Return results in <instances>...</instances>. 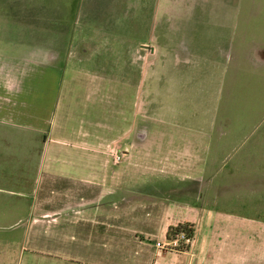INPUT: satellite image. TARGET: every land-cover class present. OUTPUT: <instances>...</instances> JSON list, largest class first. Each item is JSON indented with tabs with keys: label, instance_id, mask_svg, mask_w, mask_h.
I'll use <instances>...</instances> for the list:
<instances>
[{
	"label": "crops",
	"instance_id": "1",
	"mask_svg": "<svg viewBox=\"0 0 264 264\" xmlns=\"http://www.w3.org/2000/svg\"><path fill=\"white\" fill-rule=\"evenodd\" d=\"M122 35L114 73L98 57ZM184 227L189 247L157 246ZM231 228L255 230L251 252ZM8 256L264 264V0H0Z\"/></svg>",
	"mask_w": 264,
	"mask_h": 264
},
{
	"label": "rangeland",
	"instance_id": "2",
	"mask_svg": "<svg viewBox=\"0 0 264 264\" xmlns=\"http://www.w3.org/2000/svg\"><path fill=\"white\" fill-rule=\"evenodd\" d=\"M126 2H121L119 3V5H117V13L118 15L124 16L126 14V12L124 11L125 7H126ZM121 22V21H120ZM125 24V21L123 22ZM126 27L124 26L123 29H125ZM132 40L135 42L137 40L136 37L132 38ZM107 41L110 43V45L112 46V48L115 46L116 47V52L112 51L110 53H101L100 57H98V60H101V63L110 65L112 64L113 68L110 69L109 71H113L115 73V71H126V58H127V54H126V47L129 46L130 42H131V38L130 37H126L124 35L122 36H116V37H112V38H107ZM98 48V47H97ZM101 49H104L105 47H100ZM98 55V54H97ZM97 58V57H95ZM135 58L137 59V61L139 62H152L154 60H156L157 58V53L152 51V50H148V49H140L138 53L135 54ZM117 61L120 63L119 66H117ZM125 63L124 68L120 69V66ZM117 66V67H116ZM104 71V69H103ZM106 72V71H105ZM108 72V70H107ZM122 73V72H120ZM119 73V74H120ZM119 156H122L121 153L118 154ZM255 230L254 229H224V230H219V233H223V235H230V236H245L246 238H249L248 240H251L253 238ZM254 245L253 242L251 240L250 244L247 245V253L251 252L253 249ZM248 255V254H247ZM8 260H10V262L8 264H15V260L13 258V256L9 257L8 256Z\"/></svg>",
	"mask_w": 264,
	"mask_h": 264
},
{
	"label": "built area",
	"instance_id": "3",
	"mask_svg": "<svg viewBox=\"0 0 264 264\" xmlns=\"http://www.w3.org/2000/svg\"><path fill=\"white\" fill-rule=\"evenodd\" d=\"M115 159L117 162L121 160V156L118 154H114ZM193 243L192 237L186 233L185 231H181L175 236L168 238L167 242L165 243H158L157 246L161 249L166 251H180L184 247H189Z\"/></svg>",
	"mask_w": 264,
	"mask_h": 264
},
{
	"label": "trees",
	"instance_id": "4",
	"mask_svg": "<svg viewBox=\"0 0 264 264\" xmlns=\"http://www.w3.org/2000/svg\"><path fill=\"white\" fill-rule=\"evenodd\" d=\"M181 231H185L186 233H188L189 235H192L194 230L191 227H184V228H171L169 231V235L168 238L175 236L176 234H178Z\"/></svg>",
	"mask_w": 264,
	"mask_h": 264
}]
</instances>
